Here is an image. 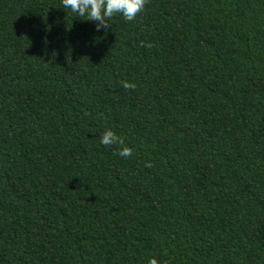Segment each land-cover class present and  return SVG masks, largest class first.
Here are the masks:
<instances>
[{
	"label": "trees",
	"instance_id": "16d2710c",
	"mask_svg": "<svg viewBox=\"0 0 264 264\" xmlns=\"http://www.w3.org/2000/svg\"><path fill=\"white\" fill-rule=\"evenodd\" d=\"M85 19L0 0V264H264V0Z\"/></svg>",
	"mask_w": 264,
	"mask_h": 264
},
{
	"label": "clouds",
	"instance_id": "9594fccd",
	"mask_svg": "<svg viewBox=\"0 0 264 264\" xmlns=\"http://www.w3.org/2000/svg\"><path fill=\"white\" fill-rule=\"evenodd\" d=\"M146 0H61L62 8L81 17H86V21L94 23L96 31L108 27V19L115 15L121 16L126 21L134 20L137 15L144 10ZM125 89L133 88L134 85L124 82ZM99 143L105 147L119 144L121 147L113 153L121 158L132 155V149L125 146L124 142L111 129H106L99 136ZM146 167H151L146 164ZM147 264H158L155 258H150Z\"/></svg>",
	"mask_w": 264,
	"mask_h": 264
}]
</instances>
